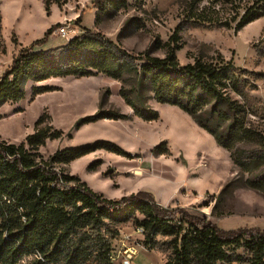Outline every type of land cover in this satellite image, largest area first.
Masks as SVG:
<instances>
[{"label":"rangeland","instance_id":"obj_1","mask_svg":"<svg viewBox=\"0 0 264 264\" xmlns=\"http://www.w3.org/2000/svg\"><path fill=\"white\" fill-rule=\"evenodd\" d=\"M50 1L48 14L43 0H0L5 49L0 53V76L20 48L41 38L51 26L56 27L45 49L92 33L135 56L137 63L148 53L164 58L168 48L178 42L176 54L181 65L198 58L217 62L222 56L249 82L246 97L229 90L237 107L235 116L245 129L232 150H217L192 116L177 106L158 102L151 83L128 67L120 80L103 73L52 78L42 84L58 89L35 98L31 90L36 83L27 82L23 99L0 106V140L20 144L34 132L38 118L48 113L64 136L40 147L45 160L57 150L99 140L112 142L126 152L122 155L97 149L71 163L56 164L60 173L78 176L109 198L148 190L159 204L184 207L221 228L264 230V142L257 136L264 138V16L235 29L253 0H128L126 8L108 10L97 23L94 0H61V6L56 0ZM193 13L203 14L207 20L192 17ZM220 22L228 27H216ZM128 100L140 110H157L160 117L143 120ZM104 111L123 117L77 126L83 118ZM232 153L242 155L247 169L233 161ZM257 180H263L261 187L250 185ZM110 226L118 230L119 237L111 239L106 230L103 234L110 238L114 251L126 238L140 245L137 264H165L172 254L170 237L158 236L150 246L132 221ZM235 254L242 261L219 264H250L244 248Z\"/></svg>","mask_w":264,"mask_h":264},{"label":"trees","instance_id":"obj_2","mask_svg":"<svg viewBox=\"0 0 264 264\" xmlns=\"http://www.w3.org/2000/svg\"><path fill=\"white\" fill-rule=\"evenodd\" d=\"M43 2L49 14L52 1ZM56 2L61 6V0ZM253 2L242 15L236 31L264 16V0ZM93 6L97 9V23L108 10L126 8L128 0H94ZM192 17L207 20L199 13H193ZM55 27H49L41 38L20 48L13 56L0 76V106L23 99L29 81L90 77L98 73L120 80L131 67L142 80L151 83L158 102L188 113L213 135L220 147L232 150L239 141L245 128L235 116L237 107L229 90L246 97L245 87L250 85L222 56L217 62L198 58L194 63L181 65L176 54L180 48L177 42L168 48L164 58L148 53L137 63L135 56L125 54L113 42L92 33L74 37L63 46L44 49ZM216 27H228V24L220 22ZM13 40L18 44L15 37ZM4 51L0 2V53ZM57 89V86L36 84L31 90L32 97ZM128 104L145 121L160 117L157 110H140L131 100ZM122 117L123 114L104 111L83 118L77 126L101 118ZM63 136L64 131L53 126L50 114L44 113L36 121L34 132L20 144L0 141V264H115L111 260L114 251L111 240L103 230L111 239L117 238L118 230L110 225L117 227L131 221L144 229L145 243L150 246L155 245L158 236L172 238V254L165 264L242 261L235 254L239 248L249 253L245 258L248 263L264 264V230L258 227L221 228L184 207L159 204L148 190L109 198L78 176L60 173L56 164L71 163L97 149L126 154L118 145L99 140L79 148L57 150L45 160L40 147ZM257 136L264 142L263 136ZM261 146L264 151V145ZM231 156L236 164L247 169L248 162L242 155ZM249 183L261 187L263 180Z\"/></svg>","mask_w":264,"mask_h":264},{"label":"built area","instance_id":"obj_3","mask_svg":"<svg viewBox=\"0 0 264 264\" xmlns=\"http://www.w3.org/2000/svg\"><path fill=\"white\" fill-rule=\"evenodd\" d=\"M65 32V29H63ZM137 232L144 235V229L137 227ZM140 252V245L135 242L131 243L128 238L122 241V245L119 250H115L111 254V260L115 264H137L136 259Z\"/></svg>","mask_w":264,"mask_h":264},{"label":"crops","instance_id":"obj_4","mask_svg":"<svg viewBox=\"0 0 264 264\" xmlns=\"http://www.w3.org/2000/svg\"><path fill=\"white\" fill-rule=\"evenodd\" d=\"M45 49V48H44ZM50 80V79H49ZM46 81H48V80H46ZM46 81H43V82H37L36 84L37 85H45V84H42V83H44V82H46ZM210 138H211V141H214V148H216L217 150H219L220 149V146L218 145V143L216 142V140H215V138L213 137V135H211V134H209L208 132L206 133ZM0 141H2V140H0Z\"/></svg>","mask_w":264,"mask_h":264}]
</instances>
